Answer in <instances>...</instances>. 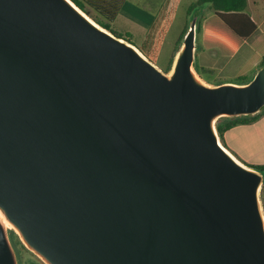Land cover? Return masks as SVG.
<instances>
[{"label": "water", "instance_id": "water-1", "mask_svg": "<svg viewBox=\"0 0 264 264\" xmlns=\"http://www.w3.org/2000/svg\"><path fill=\"white\" fill-rule=\"evenodd\" d=\"M194 14L160 69L71 0H0V264H264L263 173L220 119L264 108L195 68Z\"/></svg>", "mask_w": 264, "mask_h": 264}, {"label": "crops", "instance_id": "crops-1", "mask_svg": "<svg viewBox=\"0 0 264 264\" xmlns=\"http://www.w3.org/2000/svg\"><path fill=\"white\" fill-rule=\"evenodd\" d=\"M140 1L146 4L148 9L146 11L148 12H137V14L146 21L144 23V31L139 35L140 48L137 47L149 59H155V56H152L147 51L154 45H158L157 51L155 53L152 52V54L158 55V53H160L165 42L167 31L172 20L177 16V9L182 4L183 0ZM195 1L196 0H193L186 4L185 13H187L189 6ZM119 12L123 15H128L132 14L134 11L132 10V12H129L127 8H125L123 0L114 19ZM244 12L255 22L256 28L252 34L242 42L236 52L227 57L221 55L218 48L204 47L203 45L204 25L207 20L214 16V10L211 9L208 4H204L203 10H200L198 13V16L200 14L201 29L197 32L196 41L198 51L196 49V53L200 56L201 67L207 69L205 71L203 70L201 73H209L215 80V82L211 81L209 83L234 82L239 76H245L249 80L260 67L264 56V0H246ZM96 17L102 19L97 14ZM188 19L189 17L187 20ZM181 33L182 30L171 41L174 53H171L170 59L174 57L178 49L177 42ZM129 38L130 40L128 41L131 42L132 37L129 36ZM221 142L243 163L251 167L255 165H264V113L254 119L238 121L236 124L227 128L222 134ZM260 199L264 209V185H262L260 189Z\"/></svg>", "mask_w": 264, "mask_h": 264}, {"label": "trees", "instance_id": "trees-1", "mask_svg": "<svg viewBox=\"0 0 264 264\" xmlns=\"http://www.w3.org/2000/svg\"><path fill=\"white\" fill-rule=\"evenodd\" d=\"M80 9L90 15V11L94 12L99 17L95 18L97 22L106 28L110 27V22L114 19L117 11L123 0H71ZM202 4H208L211 9L214 10L215 14L212 18L206 21L204 25L203 34V45L204 47H216L219 49L221 55L224 57L232 55L239 46L245 41L255 30V22L244 12L246 7V0H196L188 8V15H190L193 9L199 7ZM99 18V19H97ZM190 20H187L184 31L181 33L178 42L180 43L184 36ZM201 29L200 25V14L197 20V32ZM120 36V35H118ZM122 37V36H121ZM125 39L130 40L128 35H125ZM198 51V49H197ZM196 51V52H197ZM172 61V60H171ZM264 64V56L260 66ZM195 68L198 73L203 70H207L200 65V56L198 53L195 54ZM248 78L245 76L237 77L234 82H246ZM264 113V108L257 114L252 116H242L231 119H220L217 122V130L220 139L222 138L223 132L236 124L238 121H246L254 119ZM255 169L263 173L264 176V165L252 166ZM264 185V182H263ZM20 242V241H19ZM37 262H29L28 264H43L38 258Z\"/></svg>", "mask_w": 264, "mask_h": 264}, {"label": "rangeland", "instance_id": "rangeland-1", "mask_svg": "<svg viewBox=\"0 0 264 264\" xmlns=\"http://www.w3.org/2000/svg\"><path fill=\"white\" fill-rule=\"evenodd\" d=\"M190 1H193V0H183L182 4L177 9L178 10L176 14L177 16L171 22V25L166 34L165 42L162 46L160 53H158V55L152 54V52L155 53L157 51L158 45H154L153 47L151 46L152 48H150V50L147 51L152 56L153 55L155 56V59H151V60L160 69L164 71L169 70L171 66V62H172L171 60L173 59V58L170 59L171 53H174V48L172 47L173 45L171 44V41L180 33L181 30L182 32L184 31L185 24L187 22L188 17H189V20L191 21L194 14L199 13L200 10H203L204 4H202V6H199L193 9L190 15H188V11L187 13H185L186 4ZM124 5H125V8H127L129 12H132V10L134 12L128 15H123L119 12L117 17L110 23L109 29L115 34L120 35L122 37H125V35L128 34L130 37H132L131 42L139 47V35L141 34L142 31H144V25H145L144 23L146 21L144 18L142 19L137 14V12H140V11L142 13L148 12L146 11L148 10L147 6L146 4L142 3L140 0H124ZM90 13H91L90 15L92 14L95 15V18H96V14L94 12L90 11ZM200 75L202 76L203 79H205L208 82H211V81L215 82V80L213 79V76L209 73L204 72V73H200ZM10 240L17 252L20 264H28L29 262L38 263L37 258L25 249V247L19 242V239L16 235L10 234Z\"/></svg>", "mask_w": 264, "mask_h": 264}]
</instances>
